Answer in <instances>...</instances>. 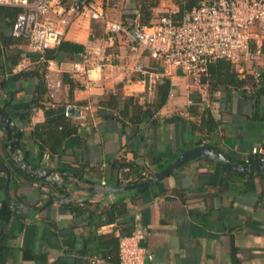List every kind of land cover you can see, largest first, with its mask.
Instances as JSON below:
<instances>
[{"label":"crops","instance_id":"obj_1","mask_svg":"<svg viewBox=\"0 0 264 264\" xmlns=\"http://www.w3.org/2000/svg\"><path fill=\"white\" fill-rule=\"evenodd\" d=\"M90 1L102 6L111 20L125 24L145 20L141 10L145 0ZM154 1L157 5L148 7L151 23L162 12L179 10L180 0ZM67 4L71 7V0ZM14 17L0 15V105L6 104L9 115L18 119L24 152L31 163L75 172L78 177L70 179L84 187L90 185L87 180L125 185L113 161L120 157L135 160L127 150L137 152L139 165L153 174L160 170L159 164L167 166L183 150L196 145L209 144L245 163L247 156H256L251 153L253 147L264 143V67L262 80L245 90L215 89L208 81L193 80L173 65L152 58L130 33H116L109 39L104 22L92 19L88 11L72 8L62 22L64 39L86 49L77 55L66 54L60 62L47 60L46 51H34L28 41L15 38L4 45L12 36ZM140 64L171 80L169 97L159 110L161 124L152 126L147 120L140 126H124L104 120L99 103L108 101L111 93L134 96L141 104L157 97L163 78L147 79L137 70ZM257 67L244 63L243 75ZM33 70L44 75L43 85L46 74L58 72L62 80L55 97L48 91L41 95V105H90L86 117L78 120V132L64 141L59 155L43 151L33 135L35 126L46 119L44 108L35 106L39 78H14L21 71ZM198 97V110L209 109L221 123L215 132L193 128L200 117L189 108ZM28 106H32L31 117L21 121L19 113ZM103 111L115 113L106 107ZM175 115L182 118L163 122ZM5 141L0 126V160L10 170L7 194L11 205L24 206L15 209L8 204L7 173L0 163V264H92L95 256L103 259L102 264H120V238L139 227L147 229L142 242L154 254L152 264H264V172L239 175L201 157L143 192L98 193L88 198V192L73 184L62 187L66 189L62 192L61 186L19 170L10 160ZM53 197L65 201L49 202ZM3 208L9 210L6 217Z\"/></svg>","mask_w":264,"mask_h":264},{"label":"built area","instance_id":"obj_2","mask_svg":"<svg viewBox=\"0 0 264 264\" xmlns=\"http://www.w3.org/2000/svg\"><path fill=\"white\" fill-rule=\"evenodd\" d=\"M0 5L21 9L12 21L11 35L26 39L37 52L61 44L65 36L62 22L72 8L80 13L88 11L92 19L104 22L110 33L109 39L116 33H130L132 39L147 49L152 58L173 65L198 82L207 65L217 59L232 61L241 75L246 72L243 65L247 62L259 65L251 71L255 77L263 73L264 0H200L181 19L174 18L176 11L168 12L150 25L111 20L102 6H95L90 0H74L71 7L67 6V0H0ZM75 69H80L78 64ZM137 70L149 80L163 78L143 64L138 65ZM45 84L49 95L55 97L62 88L59 73L46 74ZM89 110V104L68 102L64 114L80 120L86 117ZM251 153L264 159V143L253 147ZM245 162H251V158L247 156ZM146 234L147 229L139 227L131 235L120 238V264H152L154 254L142 242ZM102 262L99 256L92 260V264ZM21 264L29 263L22 261Z\"/></svg>","mask_w":264,"mask_h":264},{"label":"trees","instance_id":"obj_3","mask_svg":"<svg viewBox=\"0 0 264 264\" xmlns=\"http://www.w3.org/2000/svg\"><path fill=\"white\" fill-rule=\"evenodd\" d=\"M74 0H71V4ZM83 1V0H79ZM89 1V0H87ZM200 0H180L179 10L173 14L174 18L179 20L185 13L190 11L193 7L199 4ZM157 5V1L150 0L143 1L141 4L142 15L145 17L141 23L144 25L151 24L152 10L148 7H154ZM68 6V4H67ZM21 9L18 7H8L0 6V15L9 14L15 16ZM16 39H21L27 41L20 37H9L4 45L14 41ZM1 47V44H0ZM85 46L81 43H77L70 40H63L58 47L49 48L46 51L45 58L47 60L61 61L66 54H80L85 51ZM1 52V49H0ZM28 76L38 77L40 80V85L36 90L37 100L35 101V106H42L45 110L46 119L44 122L39 123L35 126L33 135L38 141L40 148L43 151L48 152L50 155H59L63 153L64 141L78 132L80 128V122L72 117H66L64 114L65 104L58 105L56 107H46L41 105L40 97L42 94L47 92L46 85H43L44 75L38 70L33 71H21L14 75V78H23ZM263 78V73L260 77H255L252 73L241 75L236 65L227 59H217L207 65V69L201 78V82H209L213 88H234L237 90H245L248 86H253L255 83L261 81ZM171 89V80L169 78H163L157 89V97L151 102L141 104L138 102L134 96H121L114 93L109 95L108 101H101L99 103V113H101L104 120H115L121 122L124 126L134 125L140 126L145 121H150L152 126H158L161 124V119L159 116V110L167 102ZM194 104L191 105L189 111L193 115H198L200 117L199 122H193V128L198 129L204 133L215 132L220 127V121L217 120L209 109H204L201 112L198 110L201 100L198 97ZM122 103V106L119 105ZM79 105H84L86 103H76ZM4 105L3 109L6 114L13 120L19 123L18 119L14 116L9 115L7 109ZM111 108L115 113H106L103 108ZM32 106L19 113L20 120L28 122L32 114ZM89 117H87L88 120ZM182 117L177 115L163 119L164 123L177 121ZM133 152L135 160H127L125 157L116 158L113 161V165L121 173L122 179L125 180V184H133L142 181L144 178L149 177L152 172H147L145 168L136 160L137 152ZM28 154V153H27ZM259 160L258 156L251 159V162ZM222 165V164H220ZM165 164L161 163L158 165L157 169H162ZM223 166V165H222ZM224 167V166H223ZM225 168V167H224ZM73 170H76L73 168ZM59 190L65 192L66 189L59 187ZM9 213L7 208H3L2 215L6 217Z\"/></svg>","mask_w":264,"mask_h":264},{"label":"water","instance_id":"obj_4","mask_svg":"<svg viewBox=\"0 0 264 264\" xmlns=\"http://www.w3.org/2000/svg\"><path fill=\"white\" fill-rule=\"evenodd\" d=\"M0 126L4 129L6 133V141L4 143L5 148L9 152L10 160L18 167L19 170L25 172L26 174L33 176L41 181L54 183L61 187H68L74 185L79 190L88 192V198H91L98 193H113V192H123L128 190H135L137 192H143L147 188H150L155 183L161 181L176 169L182 167L186 163L195 160L197 158H209L221 163L226 169L235 172L239 175H250L258 172H264V159H259L253 162H236L231 159L225 152L221 149L215 148L209 144H200L193 147H189L183 150L172 162H170L164 168L155 171L150 177L144 180L125 185H110L103 182H95L87 180L90 185L84 187L79 184L78 181L70 179V177H78L75 172L65 171L62 169L48 168L46 166H39L31 163V161L26 157L24 148L22 145L21 137L23 134V129L20 127L15 120L9 117L5 110L0 105ZM2 167L7 173V181L5 185V194L7 202L13 208H17L19 204H10V198L7 194V186L10 179L9 168L0 160ZM54 200L62 201L65 200L60 197H53L49 200L52 202Z\"/></svg>","mask_w":264,"mask_h":264},{"label":"rangeland","instance_id":"obj_5","mask_svg":"<svg viewBox=\"0 0 264 264\" xmlns=\"http://www.w3.org/2000/svg\"><path fill=\"white\" fill-rule=\"evenodd\" d=\"M164 13H167V12H162V13L158 16V18H159L161 15H163ZM182 75L188 76V75H186V74H182ZM189 77H191V78L194 80V78H193L192 76H189Z\"/></svg>","mask_w":264,"mask_h":264}]
</instances>
